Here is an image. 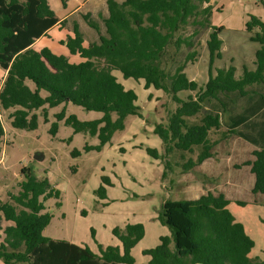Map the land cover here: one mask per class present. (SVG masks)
Masks as SVG:
<instances>
[{"label":"trees","instance_id":"trees-1","mask_svg":"<svg viewBox=\"0 0 264 264\" xmlns=\"http://www.w3.org/2000/svg\"><path fill=\"white\" fill-rule=\"evenodd\" d=\"M67 1L62 0L64 6ZM212 14L211 0H88L60 20L49 0H0V69L6 72L0 108L8 112L14 128L24 130L38 128V109L43 108L48 120L46 106L72 102L102 112L101 118L87 121L75 114L67 116L66 108L57 113V119H65L74 132L99 138V144L86 145L87 150H101L126 127L128 116H142L136 91L127 89L113 72L119 70L125 78L144 80L145 88L162 90L174 104L165 105L167 122L155 128L164 153L147 147L153 158L162 160L164 180L176 165L184 172L192 170L214 156V146L237 135L255 147L253 159L243 165L255 176L253 193L264 194V17L251 14L247 20L246 31L260 47L253 67L239 68L233 59L216 65L224 58L225 28L212 24ZM56 25L68 32L61 43L71 55L79 56L78 61L48 46L34 47ZM189 27L193 31L186 33ZM205 29L211 30L206 42L208 80L202 86L186 68L199 60ZM58 129L56 121L50 131L56 134ZM4 136L0 118V149ZM198 145L202 146L198 160L187 159L185 153ZM175 150L182 154L173 163L170 154ZM22 173L25 179L20 193L13 196L14 203L0 201L4 264H138L133 249L146 234L142 222L112 229L120 245H103L92 230L96 251L48 237L44 229L51 214L45 201L60 197L61 191L32 168L25 167ZM103 181L110 183L105 177ZM97 192L105 196V187L101 185ZM230 203L223 193L213 191L196 199L165 200L158 219L171 234L143 250L150 256L148 264H264L250 257L255 240L231 212ZM3 219L11 224L4 227Z\"/></svg>","mask_w":264,"mask_h":264},{"label":"rangeland","instance_id":"rangeland-1","mask_svg":"<svg viewBox=\"0 0 264 264\" xmlns=\"http://www.w3.org/2000/svg\"><path fill=\"white\" fill-rule=\"evenodd\" d=\"M211 1L212 24L225 28L222 33L224 58L217 61L216 65L229 64L233 59L239 68L244 64L253 67L255 52L260 45L251 40L246 23L251 14L264 17V0ZM210 30L205 29L201 33L203 45L199 60L186 68L189 77L202 86L208 80L206 42ZM192 31L193 27H189L186 33ZM44 42L37 43L35 48L50 44L54 52L67 54L72 57V61L80 59L79 56L71 55L67 48L61 51L58 42H54V47L50 40L45 39ZM113 72L127 89L136 91V103L142 116H128L126 127L115 132L112 140L101 150H87L86 145H98L99 138L84 132H74L65 119H57V113L66 108L67 116L75 114L80 120L87 121L101 118L102 112L88 111L72 102L56 107L46 106L48 120L45 119L43 108L38 109L35 111L38 114V128L24 130L14 128L8 112L0 108V118L5 128L0 149V200L14 203L13 196L19 194L21 182L25 179L23 168H32L38 177L48 178L61 191L60 197L52 196L45 201L51 222L44 235L95 246L97 249L92 230L100 243L109 245L113 240L114 227L129 222H145L148 234L137 246L134 255L141 264L144 259L141 249L157 244L158 234L153 228L157 226L161 232L166 229L167 234H171L169 227L158 219L165 200L196 199L207 191L223 193L231 201V212L255 240L250 257L264 261V194L253 193L255 176L249 166L243 165L253 159L255 147L243 138L232 135L214 146V156L211 158L187 172L176 165L168 179L164 180L165 166L162 160L153 158L147 152V147L164 153L163 141L155 133V128L157 124L167 122L165 105L174 104H169L171 99L162 90L145 88L144 80L125 78L119 70ZM2 73L0 69V83ZM29 84L34 87L33 83ZM42 94L46 96L47 92L43 91ZM56 121L59 129L53 134L50 129ZM216 137L213 135V138ZM75 150L80 154L74 155ZM201 151L202 146L198 145L193 152L185 154L187 159L197 161ZM181 154L179 150L172 152L171 161L178 162ZM103 177L110 183H105ZM101 185L105 187V196L97 192ZM238 201L245 204H239ZM58 202H62V205L59 206Z\"/></svg>","mask_w":264,"mask_h":264},{"label":"crops","instance_id":"crops-1","mask_svg":"<svg viewBox=\"0 0 264 264\" xmlns=\"http://www.w3.org/2000/svg\"><path fill=\"white\" fill-rule=\"evenodd\" d=\"M88 0H68L67 1V6H64L63 5V3H62V0H54V2H53V0H49V2H50V5H51V7L54 9V11L56 12V15H57V17L60 19V20H62V19H64V18H66V17H68L69 15H71L73 12H75L76 10H78L79 8H81L83 5H85L86 4V2H87ZM55 3V4H54ZM62 7V8H61ZM67 34H68V32L66 31V30H62V29H60V27H59V25H56V26H54L49 32H48V34L47 35H45V36H43V37H41L40 39H38L36 42H35V44H34V47H36V44L37 43H39V42H44V40L45 39H48V40H50V42L52 43V45H53V47L56 45V43H54V42H58L60 45H61V51H63L64 50V48H66V46L64 45V44H62L61 43V41L62 40H64L66 37H67ZM45 43V42H44ZM50 44H43V46L41 47V48H43V47H45V46H48V47H50L51 48V46H49ZM40 48V49H41ZM52 49V48H51ZM53 50V49H52ZM54 51V50H53ZM71 59H72V57H71ZM5 75H6V72L5 71H3V73L1 74V78H2V80H1V83H0V89H1V87H2V84H3V81H4V78H5ZM20 193V192H19ZM0 201H2V202H6V201H4V200H0ZM0 215H2L3 216V213L2 212H0ZM129 223H131V222H129ZM132 223H136V222H132ZM144 225H145V229H146V234H145V236H144V238L147 236V234H148V226H147V224L145 223V222H142ZM8 224H11L10 222H7V221H5L4 219H3V221H2V225L5 227L6 225H8ZM127 224V223H126ZM49 226V225H48ZM47 226V227H48ZM155 226V225H154ZM153 226V227H154ZM47 227L44 229V233H45V231H46V229H47ZM152 227V228H153ZM156 228V229H155ZM154 231L156 230L157 231V234H158V240H157V244L159 243V239H160V236H162V235H168L167 233H168V231L166 230V229H163V232H161V229L159 228V227H157V226H155L154 228ZM164 233V234H163ZM1 234H2V232L0 231V241H1V239H2V236H1ZM113 234V233H112ZM143 238V239H144ZM142 239V240H143ZM141 240V241H142ZM140 241V242H141ZM140 242L134 247V249H133V254L135 255V249L137 248V246L140 244ZM77 243V242H76ZM78 244H80V243H78ZM121 243H120V241L113 235V240H112V243H111V245H120ZM157 244H155V246L157 245ZM82 245V244H81ZM91 247V246H90ZM93 250H97L96 248H95V246H93V247H91ZM148 247H143L142 249H141V253L143 254V250L144 249H147ZM151 248V247H150ZM143 257H144V259H143V262L141 263V264H148V262H149V260H150V256H148V255H143ZM137 262H138V259H137ZM0 264H4V262L0 259ZM138 264H140L139 262H138Z\"/></svg>","mask_w":264,"mask_h":264},{"label":"water","instance_id":"water-1","mask_svg":"<svg viewBox=\"0 0 264 264\" xmlns=\"http://www.w3.org/2000/svg\"><path fill=\"white\" fill-rule=\"evenodd\" d=\"M36 158H39V156H38V155H36Z\"/></svg>","mask_w":264,"mask_h":264}]
</instances>
